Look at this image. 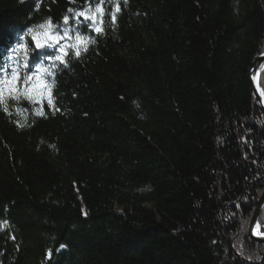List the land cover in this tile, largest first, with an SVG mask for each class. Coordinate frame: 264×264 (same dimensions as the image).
Returning <instances> with one entry per match:
<instances>
[{
	"label": "trees",
	"instance_id": "1",
	"mask_svg": "<svg viewBox=\"0 0 264 264\" xmlns=\"http://www.w3.org/2000/svg\"><path fill=\"white\" fill-rule=\"evenodd\" d=\"M116 2L102 34L79 26L59 112L0 105V264H264V0H119L112 24ZM97 3L0 0V66L28 27Z\"/></svg>",
	"mask_w": 264,
	"mask_h": 264
},
{
	"label": "snow or ice",
	"instance_id": "2",
	"mask_svg": "<svg viewBox=\"0 0 264 264\" xmlns=\"http://www.w3.org/2000/svg\"><path fill=\"white\" fill-rule=\"evenodd\" d=\"M127 2L128 0H124L125 5H127ZM103 3L104 0H98L94 11L91 8L80 11L69 8L67 11L72 13V25H69L70 17L67 14L62 17L59 26L53 24L52 18L48 17L44 23L28 27L19 36V42L11 50L13 54L7 58L10 63L0 66V105H2L3 112L11 115L7 105L8 99L14 102L23 99L33 105L39 104L38 108L33 109L34 115L44 118H47V113L43 110L45 101L49 112L53 115L60 111V108L56 106V97L52 95V89L56 86V73L61 65L65 69L69 67V62L66 59L69 48L73 50V59L81 56V45H83V51L87 52L85 41L88 38L81 37L78 31L81 24H86L89 31L102 34V27L96 26V13H100V22L102 23ZM119 11V0H117L114 11L109 13L110 23L115 24L116 14ZM89 12H92V15H89ZM36 28L44 31L34 32ZM73 32L76 33L74 44L61 43L66 39H72L70 33ZM90 42L95 44V39ZM29 44H31V48ZM21 51L24 53L23 59L18 56ZM41 53L44 54L42 58H40ZM33 58H39V63L31 64L30 60ZM46 62L48 63L46 64ZM262 95H264V90H262ZM136 106L139 107V104H136ZM17 111L20 112L21 110L18 108ZM19 126L23 127L24 125ZM51 147L54 148L55 145H51ZM261 228L260 220L257 219L253 224L252 235L264 239V231H261ZM9 238L15 240L14 235ZM63 248H65V245H60V249ZM46 257L49 259L52 257L51 249L47 251Z\"/></svg>",
	"mask_w": 264,
	"mask_h": 264
},
{
	"label": "water",
	"instance_id": "3",
	"mask_svg": "<svg viewBox=\"0 0 264 264\" xmlns=\"http://www.w3.org/2000/svg\"><path fill=\"white\" fill-rule=\"evenodd\" d=\"M264 65V55L258 57L255 62L253 63V65L251 66V70H250V79H251V83H252V87H253V91H254V95H255V101H256V108L259 109L263 115H264V107L262 106V97L263 95H260L261 88L259 86V88H256L255 83H254V77L256 74H259L260 69L262 68V66ZM259 89H260V93H259ZM264 206V193L259 201V204L256 208L252 223H251V227H250V232H249V236L250 238L256 242V243H260V244H264V239H260V238H256L252 235V228H253V224L255 223V221L257 219H259V215L260 212L262 210Z\"/></svg>",
	"mask_w": 264,
	"mask_h": 264
},
{
	"label": "bare ground",
	"instance_id": "4",
	"mask_svg": "<svg viewBox=\"0 0 264 264\" xmlns=\"http://www.w3.org/2000/svg\"><path fill=\"white\" fill-rule=\"evenodd\" d=\"M16 42L18 43L19 40L16 41ZM254 78H255L254 79L255 86H256V88H259V78H260V75L259 74H256ZM259 93H260V89H259ZM260 95H262V92L260 93ZM262 106L264 107V96L262 97ZM254 237L259 238L257 236H254Z\"/></svg>",
	"mask_w": 264,
	"mask_h": 264
},
{
	"label": "rangeland",
	"instance_id": "5",
	"mask_svg": "<svg viewBox=\"0 0 264 264\" xmlns=\"http://www.w3.org/2000/svg\"><path fill=\"white\" fill-rule=\"evenodd\" d=\"M264 55V54H263ZM263 67H264V65L262 66V68L260 69V72H261V70L263 69ZM260 72H259V75H260ZM262 91V90H261ZM263 208H264V206H263ZM263 208H262V210H263ZM262 210H261V212H260V215H259V220H260V216H261V213H262ZM256 211V210H255ZM255 214V213H254ZM254 217V216H253ZM253 220V219H252ZM251 223H252V221H251ZM250 227H251V224H250ZM261 230L262 231H264V224L262 225V228H261ZM249 232H250V228H249ZM260 244V243H259Z\"/></svg>",
	"mask_w": 264,
	"mask_h": 264
}]
</instances>
